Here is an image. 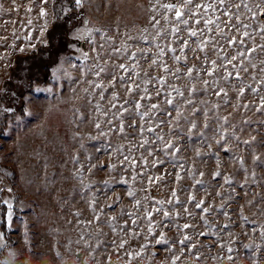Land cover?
<instances>
[{
  "label": "rangeland",
  "instance_id": "374dc122",
  "mask_svg": "<svg viewBox=\"0 0 264 264\" xmlns=\"http://www.w3.org/2000/svg\"><path fill=\"white\" fill-rule=\"evenodd\" d=\"M177 2L82 0V7L66 3L59 10L53 0L41 17L34 0H0V194L1 205L13 204L0 264H264V166L256 160L264 161V51L233 61L239 79L226 62L264 45V14L255 7L264 0H247L255 17L239 9L255 41L243 37V46H229L214 24L201 34L203 20L180 24L173 35L175 10L163 5ZM208 15L215 19L211 10ZM186 27L198 35L191 37ZM184 40L187 62L176 61ZM198 42H206L203 50ZM212 60L217 68L209 76ZM120 63L127 71L118 70L113 84L112 65ZM193 65L200 71L190 77ZM100 67L106 71L97 76ZM227 72L233 76L226 80ZM220 88L227 96L216 95ZM165 97H175L173 105ZM6 212L5 205V225ZM162 233L167 243L157 244ZM185 236L191 240L179 243Z\"/></svg>",
  "mask_w": 264,
  "mask_h": 264
},
{
  "label": "snow or ice",
  "instance_id": "6c2138e0",
  "mask_svg": "<svg viewBox=\"0 0 264 264\" xmlns=\"http://www.w3.org/2000/svg\"><path fill=\"white\" fill-rule=\"evenodd\" d=\"M13 2H15V0H13ZM34 2L39 6V15L41 17H46V16L49 15L47 9L43 5L50 4V3L53 2V0H34ZM157 2H159V0H157ZM74 5H75V7H82L83 6L82 5V0H74ZM241 5H243V7L248 12L252 13L253 17H255L257 15V13L254 12L251 7H249V5L247 3V0H240V3H235L234 0H178V2L176 4H165V5H163V7L169 12L175 10L174 11V16H175V19L177 21V24L172 29V34L173 35L178 33V32H180V30H181L180 27H179L180 24L188 26L189 22L192 21L195 24L199 25L201 23V20H203L204 29L199 30L201 34H203L204 30H207L208 32H212L213 29H212V27H210V25L214 24L215 28L217 30V33L227 42V44L229 46H236V45L243 46L244 43H245L243 37H248L250 40L253 41V43H255V41H254V37L252 36V34L248 31V29H250L252 26L250 24L243 23L241 18H240L241 17V13L239 12V9L241 8ZM0 7H2V5H0ZM255 7L259 9L261 14H264V6H261L260 4H257V5H255ZM233 9H236V11H233ZM32 10L33 9L31 7H29L27 9L28 12H31ZM67 10L68 9H66V8L62 9V11H67ZM209 10H211L212 15L215 17V19H213L212 17H210L208 15ZM221 15H223V17H226V19L225 20H221ZM151 19L155 21L156 25L159 24V20H156V18L154 16ZM165 19H167V17H165ZM233 20L235 21V23H233ZM28 23L31 24L32 21L29 20ZM46 23L47 22H45V26H46ZM222 23L224 24L225 27L228 28L227 32L225 31L224 27H221ZM154 27H155V25H154ZM241 29H244V31L241 32ZM185 30L189 33V35L191 37H196L198 35V30L195 29V28L186 27ZM233 30H235L236 33L239 34V36L241 38L238 39L237 35H233L232 34ZM146 31H147V29H145V32ZM259 31L261 33H264V25L260 26ZM129 39H133V38L129 37ZM141 39L147 41L148 37L147 36H143V37H141ZM205 43L206 42H198L197 46L201 50H203L204 47H205ZM128 47H129L128 45H124V51H127ZM156 47L159 48L160 45L157 44ZM186 47H189L188 41L184 40L183 47H181V55L180 56H174L173 59H175L176 61H180L181 59H183L185 62H187V57L183 56V50ZM258 49L261 50V51H264V45H258L256 47H251V48H249L247 50V52L239 51V52H237L236 55L231 56L230 59H226L227 64H232L233 68L235 69V77L236 78H238V79L240 78L241 69L238 68L236 64H233V61H236L239 57H245V56H247L248 59L251 61L252 54L256 53ZM21 51H23V49H21ZM138 51L144 52L145 49H139ZM170 51L175 53L176 49L175 48H170ZM193 51H194V49H193ZM113 53L114 54H119V53H121V49L120 48H115V49H113ZM163 54H164L163 53V49H161L160 50V56H163ZM217 54H218V56L219 55H223L224 54L223 53V48H221L218 51ZM131 57L135 58L136 57V53L132 52L131 53ZM152 63L155 64L156 61L153 60ZM241 63H243V61H241ZM262 63H264V62H262ZM211 67H212V71H209L207 73L209 76H211L213 74V72L217 68L215 60L211 61ZM252 67L255 68L256 65L253 63ZM134 68H135V65H133V69ZM121 69H124L125 71H127L126 66L124 64H122V63L113 64L112 65V71H111L110 75L112 76V83L113 84H115V80L117 78L118 70H121ZM194 70L197 73H199V71H200L199 69L195 68V65H193V67L188 69L187 75L191 77V75H192ZM243 70L247 71V68L245 67ZM105 71H106L105 68L100 67V70L98 72H96L95 74L97 76H99L101 72H105ZM164 71L168 72L167 66L164 67ZM178 72H179V69H176V72H174L172 74L176 75V73H178ZM232 76H233L232 72H227V74L224 77H222V78L227 80L229 77H232ZM177 78H179V77H177ZM119 79L121 81H123L124 80V76H122V75L119 76ZM158 82L161 85H163L165 83V79L164 78H160L158 80ZM211 83H212L213 87L218 85V81L217 80H213ZM262 83H264V81H262ZM208 85H209V81L205 80L204 81V86L205 87L202 90L203 91H207L208 90ZM96 87H101V85L97 84ZM249 87L251 88L252 92H254V93L258 92L257 88L251 87V86H249ZM129 91H132V89H129ZM144 91L147 92V88H145ZM172 91L176 92L177 95H179L181 97L184 96V92L181 91L179 88H173ZM191 91L193 93H195L198 90L195 88V86H192ZM244 91H245V89L243 87L240 88L239 89V95H243ZM221 93H223L225 96H227V91L225 89H223V88H220L216 92V95L219 96ZM156 94L160 95V92L157 91ZM169 96H170V93H169ZM101 98H103V97H101ZM116 98L117 97L114 95L113 99H116ZM141 99H144V97H141ZM148 99H151V97L149 96ZM174 99H175V97H172V98L165 97V101L169 105H173ZM125 103H127V101H125ZM187 103L188 104H193V101L191 99H189V100H187ZM135 106H136V108H140L141 107L139 102H135ZM97 107H98V105H97ZM113 107H115V105H113ZM216 107H219V106L217 105ZM244 107H247V105H244ZM150 108L151 109H158L159 105L158 104H152V105H150ZM174 109H175V105H174ZM261 109H264V98H261ZM261 109H258V110H261ZM9 111H10V109H9ZM124 111H127V109H124ZM165 114L168 115V116L172 115L171 112H167ZM140 115L143 117V116H147L148 113L144 112V113H141ZM179 115H180V113L177 112V118L179 117ZM223 119L226 121L227 117H224ZM161 122H163V121H161ZM96 126L99 127V124H97ZM191 127L193 129H196L197 128V124L195 122H193L191 124ZM204 127L207 128L208 125L205 124ZM149 130L150 131H154V129H149ZM121 131H123V128H121ZM141 131H143V129H141ZM157 139L163 140V137L157 136ZM253 139H255V137H253ZM145 143H147V141H145ZM218 143H219V141H218ZM245 143H248V141H245ZM165 147L166 148H170V147H172V145L171 144H167ZM176 151H179V149L177 148ZM125 159H127V157H125ZM256 160L260 163L261 166H264V161H261L260 157H256ZM77 162H78V160H77ZM160 163H162V161H160ZM91 167H96V165H92ZM101 167H103V166H101ZM112 167L114 168L115 165H113ZM201 175H202V173H201ZM216 175L219 176L220 173L217 172ZM157 179H159V177ZM105 183H107V182H105ZM125 183H126V181H125ZM197 183H200V181H197ZM8 190L11 191V189H8ZM127 195L134 197L135 196V192L134 191H129L127 193ZM173 196H175V192H173ZM119 199L120 198L117 197V201ZM193 199H195V198L193 197ZM177 202H179V201L177 200ZM93 203H95V201H93ZM159 203L163 204L164 201H159ZM168 203H171V201H169ZM3 204L7 206L6 224L10 228L11 224H12V217H13V204H12V202H10L8 200L3 201ZM136 204L139 205L140 201L137 200ZM202 204H203V201H198L195 206L197 208H200V207H202ZM109 207H112V205H109ZM93 211H95L94 208H93ZM153 211L159 212L160 209H154ZM203 211L204 212H208L209 209L208 208H203ZM76 215H79V213H77ZM129 215H131V213H129ZM163 215L165 217H167V216H169V213L167 211H165L163 213ZM147 216H148V218L150 220L151 216H152V212H148ZM96 219L99 220V216H97ZM111 220H115V217H112ZM4 222L5 221H0V223H4ZM132 222L135 223V220H133ZM182 227L183 228H189V227H191V225L184 224ZM150 231H152L151 225H150ZM199 235H205V234L204 233H199ZM2 237H3V232H0V238H2ZM189 240H191V237L190 236H185L183 240L179 241V243L185 244V241H189ZM162 242L165 243V244L167 243L163 233L160 235V237L156 241V243L160 244ZM125 243H127V242L126 241L121 242L120 247H123ZM191 247L194 248L195 245H192ZM246 247H251V245H247ZM229 251H232V249L229 248ZM139 254L140 253H136V255H139ZM129 255H131V253H129ZM109 259H110V257H109Z\"/></svg>",
  "mask_w": 264,
  "mask_h": 264
},
{
  "label": "trees",
  "instance_id": "16d2710c",
  "mask_svg": "<svg viewBox=\"0 0 264 264\" xmlns=\"http://www.w3.org/2000/svg\"><path fill=\"white\" fill-rule=\"evenodd\" d=\"M57 1H59V3L57 4V8L60 10L61 8H63L65 5H66V3H67V5H70V4H73L74 5V0H57ZM66 5V6H67ZM36 81L34 80L33 81V83H35ZM35 86V85H34ZM32 87H33V85H32ZM2 199H3V195L2 194H0V214H1V216H2V221H4L3 219H4V217H3V215H2V212H4V207H5V205H1V202H2ZM2 225H3V229H4V231H3V233H4V236H5V238L7 239V237H6V226H7V224L5 225V222L4 223H2ZM5 246H6V244L4 245V247H2L1 249H0V254H1V252L3 251V249L5 248Z\"/></svg>",
  "mask_w": 264,
  "mask_h": 264
}]
</instances>
